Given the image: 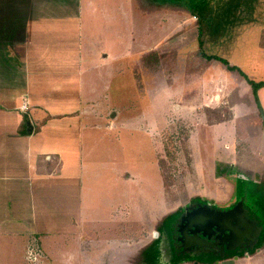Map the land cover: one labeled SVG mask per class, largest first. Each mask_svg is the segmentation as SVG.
I'll use <instances>...</instances> for the list:
<instances>
[{"label": "rangeland", "instance_id": "374dc122", "mask_svg": "<svg viewBox=\"0 0 264 264\" xmlns=\"http://www.w3.org/2000/svg\"><path fill=\"white\" fill-rule=\"evenodd\" d=\"M145 1L140 7L135 0L96 1L104 3V15L100 11L93 43L107 58L85 77H92L98 91L97 108L109 117L117 114L121 128L114 138L104 132L93 137L85 155L88 218L98 220L100 232L85 228L81 254L78 238L71 240L74 247L53 240L50 258L24 264H137L166 216L192 199L218 204L226 198L228 175L220 171L227 163L238 174L261 173L243 181L260 201L264 222V113L237 72L203 56L224 59L248 79L264 82V0H207L208 17L201 22L181 6L157 5L172 0ZM257 102L264 107V92ZM206 108L220 113L208 114ZM218 116L230 118L206 124L207 117L215 122ZM118 221L122 248L112 257L109 252L120 249L106 240L107 228ZM69 252L75 254L68 258ZM222 264H264V250Z\"/></svg>", "mask_w": 264, "mask_h": 264}, {"label": "crops", "instance_id": "0c3cea01", "mask_svg": "<svg viewBox=\"0 0 264 264\" xmlns=\"http://www.w3.org/2000/svg\"><path fill=\"white\" fill-rule=\"evenodd\" d=\"M96 1L0 0V264L48 259L51 241L61 239L74 247L78 238L81 254L87 227L100 232L98 220L88 218L85 155L93 137L114 138L121 128L117 114L97 108L98 91L85 77L107 58L93 43L104 15V3ZM120 227L118 221L107 228L106 240L120 249L112 257L121 253Z\"/></svg>", "mask_w": 264, "mask_h": 264}, {"label": "flooded vegetation", "instance_id": "af4514ba", "mask_svg": "<svg viewBox=\"0 0 264 264\" xmlns=\"http://www.w3.org/2000/svg\"><path fill=\"white\" fill-rule=\"evenodd\" d=\"M223 175H228L227 195L221 203L217 204L216 211L228 213L230 223L227 224V227H234L237 226L236 222L239 223L240 227L238 226L237 235L240 236V240L229 237V231L219 233L215 231V228H212L209 231L206 230L210 237L209 239L208 236L202 237L201 234H198L208 245H195L190 249V252L186 251L182 254L181 243L178 242L179 233L177 232L178 229H176L182 210H178L177 216L171 222L160 227V230H156L157 237L155 240L157 241L158 253L160 243L168 237L173 255L172 259L168 257L169 261L167 259L162 261L159 253L158 260L160 264H222L223 262H238L249 260L253 255L260 254L264 250V222L260 213V201L258 198L255 200V198L251 197L253 193L245 189L246 182L243 181L245 178L243 176L240 177L237 171L235 172L234 168L228 163L220 171V176ZM263 182L264 180L260 181V183ZM253 184L255 183H251V185ZM205 204H207V201L204 199H192L187 206L186 212L190 213L194 208ZM248 220L254 221L255 228H261L259 236L253 241V229L248 224Z\"/></svg>", "mask_w": 264, "mask_h": 264}, {"label": "water", "instance_id": "95a60500", "mask_svg": "<svg viewBox=\"0 0 264 264\" xmlns=\"http://www.w3.org/2000/svg\"><path fill=\"white\" fill-rule=\"evenodd\" d=\"M238 172L242 174H239V176H243L244 178L246 175L250 176L254 174L244 169H239ZM187 206L182 207V213L180 218L178 219L179 225H176V229H178L177 232L179 233L178 242L181 243L182 254H184L186 251L190 252V249L195 245H208V243L203 240V238H200L198 234H201L202 237L208 236L209 239L210 237L206 233V230L209 231L212 228H215V231L219 233H225L229 231V237H234L235 240H240V236L237 235L239 223L236 222L237 226L227 227V224L230 223V221L228 220V213L216 211L217 203H215L213 200L208 201L204 206L199 205L190 213L186 212L188 208ZM248 224L251 225V228L253 229L252 241L256 240V238L259 236L261 228H255V223L252 220H248ZM155 237H157V233L154 235V238ZM159 253L162 261H164L165 259L169 261L168 257L170 259L173 258L168 237L166 238V240L160 243Z\"/></svg>", "mask_w": 264, "mask_h": 264}, {"label": "trees", "instance_id": "16d2710c", "mask_svg": "<svg viewBox=\"0 0 264 264\" xmlns=\"http://www.w3.org/2000/svg\"><path fill=\"white\" fill-rule=\"evenodd\" d=\"M141 2H143V0H140ZM192 3H186V0H172L173 3H157V5L159 6H181L184 10H188L190 12V14L195 17L197 19V21L201 22L203 19L205 21V19H207L208 17V4H207V0H191ZM166 2V1H164ZM196 3V5H195ZM140 6H143V4L145 3H139ZM175 8H179L177 6H175ZM181 8V9H182ZM201 25H199L200 27ZM198 27V29L200 30V28ZM204 58L206 60H216L218 61L220 64H222L223 66L226 67L227 70L232 71V72H237L244 80L245 82L249 85V87L251 88V92H252V97L255 100V102L257 103V107H258V111L259 113L262 114V109L261 106L259 105V103L257 102V92L259 89L264 88V82H254L253 80L248 79L237 67L235 66H230L228 64V62L224 59H220V58H215V57H209V56H205L203 55ZM205 112L208 114L211 113H220L219 109H209L206 108ZM220 116V115H219ZM215 121L212 122L211 120H209L210 118L207 117V120L209 121H205L207 125H214V124H219L222 123L226 120H228V118H230L229 116H227L225 119L224 118H219ZM263 128H264V123L262 124ZM163 176V173H162ZM164 179V178H163ZM163 182V186L165 185L164 180ZM178 212L172 213L168 216H166L163 221L159 224L158 226V230H160V227H162L163 225H166L167 223L171 222L176 216H177ZM140 260H138L137 264H160L158 258H159V253H158V246H157V241L156 240H152V242L143 249V251L140 253Z\"/></svg>", "mask_w": 264, "mask_h": 264}, {"label": "built area", "instance_id": "2783aa9c", "mask_svg": "<svg viewBox=\"0 0 264 264\" xmlns=\"http://www.w3.org/2000/svg\"><path fill=\"white\" fill-rule=\"evenodd\" d=\"M25 108H26V106H25V105H23V106H22V110H24Z\"/></svg>", "mask_w": 264, "mask_h": 264}]
</instances>
